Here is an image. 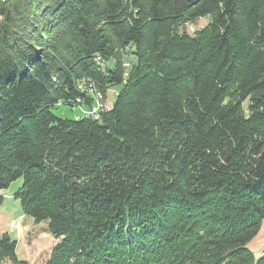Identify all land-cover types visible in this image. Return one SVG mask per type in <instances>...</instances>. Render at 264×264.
Segmentation results:
<instances>
[{
	"label": "trees",
	"instance_id": "trees-1",
	"mask_svg": "<svg viewBox=\"0 0 264 264\" xmlns=\"http://www.w3.org/2000/svg\"><path fill=\"white\" fill-rule=\"evenodd\" d=\"M110 87L99 116L52 113ZM18 178L22 213L60 238L46 264H264L246 246L264 218V0H0V189ZM0 264H28L7 233Z\"/></svg>",
	"mask_w": 264,
	"mask_h": 264
},
{
	"label": "rangeland",
	"instance_id": "rangeland-1",
	"mask_svg": "<svg viewBox=\"0 0 264 264\" xmlns=\"http://www.w3.org/2000/svg\"><path fill=\"white\" fill-rule=\"evenodd\" d=\"M208 18H199L195 23H187L184 27L189 34H193L196 30L205 26ZM134 58L129 55L127 48L126 56H124V67L128 69L129 64ZM114 61L110 60L107 66L112 68ZM85 82H81L78 86L80 91L85 90ZM118 87H110L106 91V96L102 95V103L107 105L113 104ZM102 94V93H101ZM105 97V98H104ZM95 97L93 93L92 102ZM82 109H88L86 104H78L72 108L67 105L57 104L52 107V113L56 117H66L75 119L81 117L85 112ZM22 178L13 181L8 188L0 189V196L3 201L0 205V234L7 233L11 239L16 241V254L18 258L28 262V264H46L49 259L51 249L58 243L59 237H55L47 230V220L36 222L32 217L22 213L18 200L13 196L15 191L21 186ZM11 221H14L12 225ZM253 256L258 259L262 256L264 247V218L262 219L258 232L246 244Z\"/></svg>",
	"mask_w": 264,
	"mask_h": 264
},
{
	"label": "built area",
	"instance_id": "built-area-1",
	"mask_svg": "<svg viewBox=\"0 0 264 264\" xmlns=\"http://www.w3.org/2000/svg\"><path fill=\"white\" fill-rule=\"evenodd\" d=\"M97 93H100V92L97 91ZM105 105H106L105 103H102V104H94L92 102L91 106L88 107V109H86V110L82 109V111L83 112H86L88 114H91L93 116H99V113L101 112L102 106H105Z\"/></svg>",
	"mask_w": 264,
	"mask_h": 264
},
{
	"label": "bare ground",
	"instance_id": "bare-ground-1",
	"mask_svg": "<svg viewBox=\"0 0 264 264\" xmlns=\"http://www.w3.org/2000/svg\"><path fill=\"white\" fill-rule=\"evenodd\" d=\"M101 99H102V97L99 95V94H97V99H95V101H94V104H102V101H101ZM106 107H107V109H109L108 107L110 106V105H105ZM105 106H102L103 108L105 107ZM102 110V109H101ZM12 223V225L14 224V221L13 222H11Z\"/></svg>",
	"mask_w": 264,
	"mask_h": 264
},
{
	"label": "crops",
	"instance_id": "crops-1",
	"mask_svg": "<svg viewBox=\"0 0 264 264\" xmlns=\"http://www.w3.org/2000/svg\"><path fill=\"white\" fill-rule=\"evenodd\" d=\"M109 105H111V104H109Z\"/></svg>",
	"mask_w": 264,
	"mask_h": 264
}]
</instances>
